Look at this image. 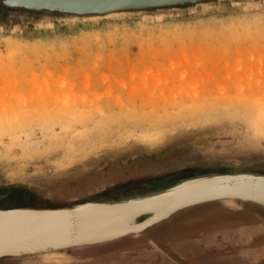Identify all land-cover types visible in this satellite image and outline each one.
I'll use <instances>...</instances> for the list:
<instances>
[{"label":"rangeland","instance_id":"rangeland-1","mask_svg":"<svg viewBox=\"0 0 264 264\" xmlns=\"http://www.w3.org/2000/svg\"><path fill=\"white\" fill-rule=\"evenodd\" d=\"M263 114L264 0L89 19L0 18V190L11 194L2 197L29 190L37 203L83 199L143 177L134 161L146 163L170 148L189 146L207 158L244 145L264 147V123H257ZM8 185L18 186L3 188ZM137 187L121 197L151 190ZM249 212L264 217L251 206L212 203L150 234L197 220V227L223 233L217 261L200 257L199 264H243L230 227ZM140 259L128 262L153 264L147 255Z\"/></svg>","mask_w":264,"mask_h":264},{"label":"water","instance_id":"water-1","mask_svg":"<svg viewBox=\"0 0 264 264\" xmlns=\"http://www.w3.org/2000/svg\"><path fill=\"white\" fill-rule=\"evenodd\" d=\"M219 1L238 0H0V18L89 19L116 14L182 11ZM175 143L181 145L185 141ZM165 153L146 159V163L134 161L145 170L143 177L119 181L83 199L65 202L39 199L41 204H36L29 190L16 192L18 196L2 197L11 194L1 189L0 260L35 259L44 264L69 262V258L95 255L127 239L148 235L150 229L212 203H221L233 210L247 205L264 213L263 205L233 196L236 189H241L236 187L243 176H254L257 181L264 182V147L250 144L229 148L225 157H245L238 163H222L219 158L222 159L224 154L220 151L211 152L207 158L195 156L189 146L170 148ZM126 186H143L140 189L151 190L121 197L134 190H122ZM198 194L204 197L195 199ZM192 199L195 200L186 203ZM48 203L55 206L48 207ZM157 204H160L159 208L154 207ZM110 217L117 220L110 221ZM101 220L107 222L100 223ZM118 222L122 228L96 238L88 236L97 230L102 232L109 223ZM137 224L146 225L132 228Z\"/></svg>","mask_w":264,"mask_h":264},{"label":"flooded vegetation","instance_id":"flooded-vegetation-1","mask_svg":"<svg viewBox=\"0 0 264 264\" xmlns=\"http://www.w3.org/2000/svg\"><path fill=\"white\" fill-rule=\"evenodd\" d=\"M192 224L194 229H190ZM197 224L199 225L198 221L194 220L188 224L189 228L179 230L174 227L145 235L138 238L136 243H128L104 254L75 259L72 264H132L128 260H142L145 255L150 257L153 264H180L181 258L184 264H189V261L199 264L196 259L200 257L205 260L210 258L211 262L217 261L216 255L221 249L223 233L220 229L197 227ZM238 229L239 236L236 234ZM230 230V239L232 235L239 237L238 240H231L233 248L241 250L239 260L245 262L243 264H251L252 257L256 261L253 264H264V217L255 212L237 216Z\"/></svg>","mask_w":264,"mask_h":264},{"label":"bare ground","instance_id":"bare-ground-1","mask_svg":"<svg viewBox=\"0 0 264 264\" xmlns=\"http://www.w3.org/2000/svg\"><path fill=\"white\" fill-rule=\"evenodd\" d=\"M258 119H260V117ZM260 120H261L262 123L261 122H257V123L258 124L260 123L261 125H263V123H264L263 119H260ZM258 179L261 180L263 178H258ZM232 180H234V179H232ZM238 181H239V183H237L238 186L236 188H241V189H236V194L234 193L233 196H238V198H241V197L247 198L251 202H255V203H258V204H261V205L264 206V182L263 183L259 182V181H257V179L254 176H250V175L243 176V177L239 178ZM232 185H234V184H232ZM239 185H241V186L239 187ZM137 189H139V188H137ZM122 190H124V189H122ZM249 190H250V192H249ZM198 195L199 196L197 198H195L197 200H199L200 198L204 197L201 194H198ZM188 199L189 198H187L186 200H188ZM195 199H192L191 201H188L186 203H191ZM36 204H41V203H36ZM178 205H180V204H178ZM178 205H175V206H178ZM47 206L48 207H54L55 205H51L50 203H48ZM154 207L159 208L160 204H157ZM155 216L156 215H154L151 220H153V218H155ZM96 219L99 220L98 218H96ZM97 220H95V221H97ZM107 220H108V218H107ZM107 220L106 221L105 220L104 221L101 220L99 222L100 223H104V222H107ZM116 220L117 219L115 217H110V221H116ZM148 220H150V219H148ZM132 223H134V222H132ZM146 224H144V225L137 224L136 226H133L132 228H141V227H144ZM120 225H121V222H118V223H115V224L113 223L112 225L109 223L108 226L102 232L97 230L96 233L88 234V236H91L93 238L99 237L101 235L107 234V233L117 229ZM119 228H122V227H119ZM84 236H86V235H84ZM84 236H83V238H84Z\"/></svg>","mask_w":264,"mask_h":264}]
</instances>
